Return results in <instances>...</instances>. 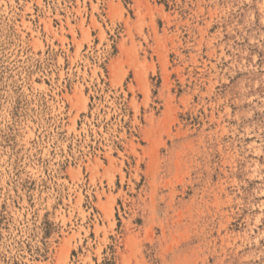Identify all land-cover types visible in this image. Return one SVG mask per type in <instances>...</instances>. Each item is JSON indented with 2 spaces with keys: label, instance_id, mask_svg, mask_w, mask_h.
<instances>
[{
  "label": "rangeland",
  "instance_id": "rangeland-1",
  "mask_svg": "<svg viewBox=\"0 0 264 264\" xmlns=\"http://www.w3.org/2000/svg\"><path fill=\"white\" fill-rule=\"evenodd\" d=\"M0 264H264V0H0Z\"/></svg>",
  "mask_w": 264,
  "mask_h": 264
}]
</instances>
